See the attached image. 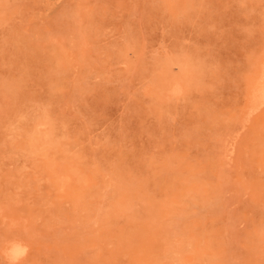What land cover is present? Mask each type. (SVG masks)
I'll return each mask as SVG.
<instances>
[{
	"label": "rangeland",
	"instance_id": "rangeland-1",
	"mask_svg": "<svg viewBox=\"0 0 264 264\" xmlns=\"http://www.w3.org/2000/svg\"><path fill=\"white\" fill-rule=\"evenodd\" d=\"M263 69L264 0H0V264H264Z\"/></svg>",
	"mask_w": 264,
	"mask_h": 264
},
{
	"label": "clouds",
	"instance_id": "clouds-1",
	"mask_svg": "<svg viewBox=\"0 0 264 264\" xmlns=\"http://www.w3.org/2000/svg\"><path fill=\"white\" fill-rule=\"evenodd\" d=\"M29 252V248L22 242L12 241L9 243L5 256L8 261V264H20V261L23 260Z\"/></svg>",
	"mask_w": 264,
	"mask_h": 264
},
{
	"label": "bare ground",
	"instance_id": "bare-ground-1",
	"mask_svg": "<svg viewBox=\"0 0 264 264\" xmlns=\"http://www.w3.org/2000/svg\"><path fill=\"white\" fill-rule=\"evenodd\" d=\"M258 82V84H256L257 86H256V93L254 94L253 93V95L255 96V95H259V96H262V95H264V69H263V71H262V73H261V78L259 79V81H257ZM257 93H259V94H257ZM259 98V97H258ZM6 251V250H5Z\"/></svg>",
	"mask_w": 264,
	"mask_h": 264
}]
</instances>
